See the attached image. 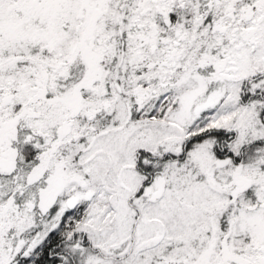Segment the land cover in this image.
I'll use <instances>...</instances> for the list:
<instances>
[{
    "label": "snow or ice",
    "instance_id": "6c2138e0",
    "mask_svg": "<svg viewBox=\"0 0 264 264\" xmlns=\"http://www.w3.org/2000/svg\"><path fill=\"white\" fill-rule=\"evenodd\" d=\"M0 264H264V0H0Z\"/></svg>",
    "mask_w": 264,
    "mask_h": 264
}]
</instances>
